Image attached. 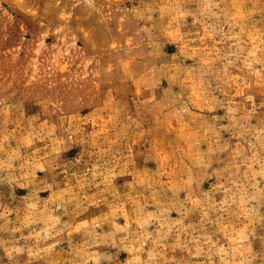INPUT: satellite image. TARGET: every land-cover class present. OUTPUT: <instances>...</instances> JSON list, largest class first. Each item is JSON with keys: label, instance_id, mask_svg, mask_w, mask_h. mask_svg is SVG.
<instances>
[{"label": "rangeland", "instance_id": "rangeland-1", "mask_svg": "<svg viewBox=\"0 0 264 264\" xmlns=\"http://www.w3.org/2000/svg\"><path fill=\"white\" fill-rule=\"evenodd\" d=\"M0 264H264V0H0Z\"/></svg>", "mask_w": 264, "mask_h": 264}]
</instances>
